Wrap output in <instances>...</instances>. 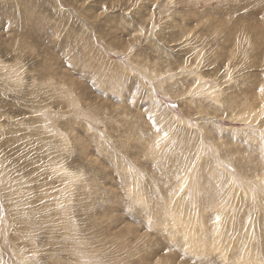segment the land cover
<instances>
[{
	"label": "rangeland",
	"instance_id": "rangeland-1",
	"mask_svg": "<svg viewBox=\"0 0 264 264\" xmlns=\"http://www.w3.org/2000/svg\"><path fill=\"white\" fill-rule=\"evenodd\" d=\"M264 0H0V264H264Z\"/></svg>",
	"mask_w": 264,
	"mask_h": 264
},
{
	"label": "snow or ice",
	"instance_id": "snow-or-ice-1",
	"mask_svg": "<svg viewBox=\"0 0 264 264\" xmlns=\"http://www.w3.org/2000/svg\"><path fill=\"white\" fill-rule=\"evenodd\" d=\"M262 92H264V89H261Z\"/></svg>",
	"mask_w": 264,
	"mask_h": 264
}]
</instances>
